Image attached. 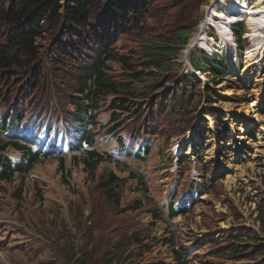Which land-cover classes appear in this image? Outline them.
<instances>
[{
	"label": "rangeland",
	"instance_id": "374dc122",
	"mask_svg": "<svg viewBox=\"0 0 264 264\" xmlns=\"http://www.w3.org/2000/svg\"><path fill=\"white\" fill-rule=\"evenodd\" d=\"M210 1L203 2L199 12L198 8L193 12L197 17L194 28L203 17L202 6ZM168 4L159 2L160 7ZM193 7L189 4L190 11ZM190 11L186 15H192ZM166 13L171 14L170 9L162 16ZM158 21L155 12H148L138 29L130 27L113 38L114 60L106 63L111 68L107 75L114 76L116 83L129 77L118 62L120 56L133 71L149 73L142 70L147 62L138 49L139 36L160 37L162 32L169 36L156 25ZM243 27L235 25L237 31ZM193 29L181 31V51L196 31ZM207 31L214 35L211 27ZM44 32L39 43L49 56L59 35L53 34L51 40ZM242 37L241 46L247 48L250 42ZM95 46L89 44L90 49ZM181 51L171 60L178 69L171 71L173 77L186 75L178 63ZM223 51L225 76L215 80L216 86L207 71L196 76L193 87L199 95L190 110L174 112L167 108L174 101L161 99L160 111L156 110L157 104L146 106L143 115L131 118L134 113L110 114L108 108L116 97L113 94L96 96V106L92 108L96 124L91 125V132L97 137L94 147L108 151L119 142L116 138L138 135L139 142L150 145L147 156L139 162H112L101 156L102 161L93 171L82 164L83 154L61 161L40 158L28 173L15 174L11 181L4 182L0 193V264H264V224L259 215V209H264V59L260 68L241 79L236 72L243 68V60L233 57L227 45ZM204 57L196 49L192 66L201 68ZM55 62L52 59L48 69ZM74 72L51 69L55 85L46 86L34 96L31 90L24 103L21 94L26 89L20 82L22 78L10 80L7 91L12 94L9 102L0 100V118L17 110L25 118L42 114L52 121L56 117L73 119L69 89L75 87ZM205 84L212 85L213 100L204 97ZM222 84L223 89L219 87ZM224 90L231 93L227 95ZM5 91L6 86L0 96ZM251 91L257 92L260 100L252 107L247 125L242 112L236 109L252 104ZM163 93L165 90H160L151 99L157 95L168 97L170 92ZM129 105L138 110L144 102L135 100ZM151 110L157 115L152 116ZM149 116L156 119L154 126ZM109 130L115 132L110 134ZM156 131L161 132L160 137L152 136ZM179 142L178 155L173 157V147ZM190 150L191 154L181 163L180 155H187ZM177 193L194 195L196 204L169 223L166 205L172 195L174 200L180 199L175 197ZM246 232L252 236H240ZM235 234L242 237L239 242L227 240Z\"/></svg>",
	"mask_w": 264,
	"mask_h": 264
},
{
	"label": "trees",
	"instance_id": "16d2710c",
	"mask_svg": "<svg viewBox=\"0 0 264 264\" xmlns=\"http://www.w3.org/2000/svg\"><path fill=\"white\" fill-rule=\"evenodd\" d=\"M161 1H167L169 4L160 7L159 2ZM187 1L0 0V91L2 92V88L6 86V91L1 94L0 100L4 99L3 101L9 102L12 93L7 91V87L10 80L22 78L20 82L26 89L21 94L24 103L28 101L25 96L31 90L32 96H34L36 91H42L46 86L53 87L55 85L56 80H51V69H73L75 70V87L69 89L73 98L70 104L74 106L72 111L74 118L79 119L78 122L84 128L92 122V108L96 106V96L103 93H111L116 96L110 103L109 111L113 114L117 112L121 114L134 113L131 118L143 115V109L146 106L150 108L157 104L156 110L160 111L161 99L167 102L173 100V105L166 106H169L167 108L174 112L190 110L196 96L199 95V92L193 87V83L197 79L191 74L173 77L171 68L177 69V67L172 64L171 60L178 56L179 45L182 41L181 31L193 29L197 21L193 12L197 8L199 12L200 6L206 0H191V3ZM189 4L194 5L192 11L189 9ZM167 9H170L171 14L166 13L163 17L162 13ZM188 11L192 12V15H186ZM148 12H155V16L159 20L156 25L161 29L164 28L169 36H163L164 32L160 33L162 35L160 37L152 34L140 35L138 49L141 50L143 59L147 62L142 70H148L149 73L144 75L133 71L129 63L120 56L118 62L128 72L129 77L116 83L114 76L107 75V71H111V68L106 63L108 60H114L112 59L113 38L130 27L138 29L143 17ZM47 28L50 29L46 30ZM233 29L235 34H238L236 39L241 45V35L244 30L237 31L235 26ZM43 32L50 38L53 34L59 35L54 40L49 56L39 43ZM89 44L96 46L90 49ZM52 59L56 62L51 65V69H48ZM201 68L203 71L209 72L214 85H216L215 80L224 77L227 71L223 57L206 56L202 59ZM163 81L166 84L160 86ZM159 88L160 90L165 89L163 94L170 92L169 96L164 97L165 95H163L151 102L153 92ZM13 96H16V93ZM204 96L209 100H213L215 97L213 88L208 84L204 87ZM135 100L144 102V105L138 110L129 105L130 101ZM22 109L23 106H21ZM150 113L152 116H156L158 112L153 113L151 110ZM209 115L213 116L212 113ZM152 116H149L152 118L150 122H155L156 119ZM12 118L20 121L25 116L16 112ZM16 123L13 120L2 118L0 126V165L2 167L0 170V193L3 183L9 182L13 178L14 171H18L20 175L26 174L37 162L36 155L30 148L21 144L20 139L9 137L15 135V137L24 138L25 135L31 134L29 128H20ZM84 139L89 145L93 143L92 134L89 132L85 134ZM8 149L11 152L16 150L22 154L20 162L15 163L14 166H10ZM100 156L95 150L86 151L82 164L94 171L102 161ZM185 158L183 157V159ZM138 179L143 185L142 178L139 176ZM137 188L140 189V187ZM185 212V209L181 211V213ZM175 214L176 212L170 210V215ZM259 215L261 223L264 224V209H259ZM240 236L251 237L252 233L246 232ZM241 238L235 234L227 240L237 243ZM230 252L237 254L238 251L230 249Z\"/></svg>",
	"mask_w": 264,
	"mask_h": 264
},
{
	"label": "bare ground",
	"instance_id": "6f19581e",
	"mask_svg": "<svg viewBox=\"0 0 264 264\" xmlns=\"http://www.w3.org/2000/svg\"><path fill=\"white\" fill-rule=\"evenodd\" d=\"M205 12L206 16L200 21L196 31L189 38L190 41L187 47L182 52L183 61L188 62L189 52L192 46L196 44L207 48L214 55H220L225 44H228L229 50L234 54V36L229 29L228 23L235 19H243L248 27L247 33H243L244 35L246 34L245 37L250 38L251 45L246 49L245 55L242 57L243 68L237 70L236 76L243 79V77L252 73L253 69L260 68L262 62L259 56L264 52V0H211L208 5L204 4L202 6V13L204 14ZM210 27H215L219 41H215L206 35L205 30ZM204 77L202 76V79ZM223 86L222 84L219 87L223 89ZM251 92L254 95L252 104L236 109V112H242V115L247 120V125L251 121L249 115L253 110L252 107L254 105L256 107L260 100L257 92ZM224 93L228 95L231 92L230 90H224ZM210 153L212 156L215 154L214 146L211 148Z\"/></svg>",
	"mask_w": 264,
	"mask_h": 264
}]
</instances>
